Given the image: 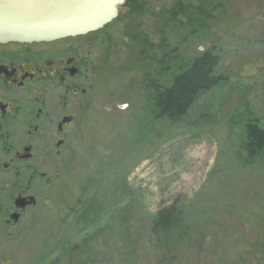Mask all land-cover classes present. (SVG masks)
I'll list each match as a JSON object with an SVG mask.
<instances>
[{"label": "rangeland", "instance_id": "374dc122", "mask_svg": "<svg viewBox=\"0 0 264 264\" xmlns=\"http://www.w3.org/2000/svg\"><path fill=\"white\" fill-rule=\"evenodd\" d=\"M176 1L120 7L83 38L95 87L78 153L0 264H264V148L248 156L244 131L264 129V0H180L194 34L156 15ZM210 46L224 79L153 133L146 81L169 85ZM169 207L182 222L165 241L152 222Z\"/></svg>", "mask_w": 264, "mask_h": 264}, {"label": "flooded vegetation", "instance_id": "af4514ba", "mask_svg": "<svg viewBox=\"0 0 264 264\" xmlns=\"http://www.w3.org/2000/svg\"><path fill=\"white\" fill-rule=\"evenodd\" d=\"M89 34L0 43V262L78 153L95 87Z\"/></svg>", "mask_w": 264, "mask_h": 264}, {"label": "trees", "instance_id": "16d2710c", "mask_svg": "<svg viewBox=\"0 0 264 264\" xmlns=\"http://www.w3.org/2000/svg\"><path fill=\"white\" fill-rule=\"evenodd\" d=\"M126 7L141 14L146 11L143 3L138 0H125L122 8ZM188 9L186 4L177 0L171 6L155 13L165 25L180 27L185 21L184 26H188L187 33L194 34L196 33L194 20H186L189 15ZM214 47H207L180 66L169 85H161L156 79L146 81V89L150 96L148 124L153 133L156 134L159 128L179 124L196 98L224 79L222 74L217 73L219 56ZM102 63H106V59ZM244 131L245 150L247 155L252 157L264 148V129L256 123L248 122ZM181 222L182 216L178 210L173 207L164 208L156 214L152 222V232L167 241L171 232L181 226Z\"/></svg>", "mask_w": 264, "mask_h": 264}, {"label": "water", "instance_id": "95a60500", "mask_svg": "<svg viewBox=\"0 0 264 264\" xmlns=\"http://www.w3.org/2000/svg\"><path fill=\"white\" fill-rule=\"evenodd\" d=\"M125 0H0V43L86 35L113 22Z\"/></svg>", "mask_w": 264, "mask_h": 264}]
</instances>
